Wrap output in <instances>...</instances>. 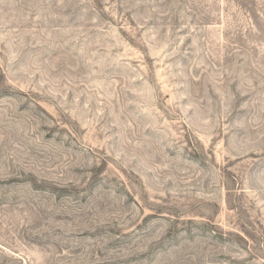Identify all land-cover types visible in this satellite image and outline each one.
I'll return each instance as SVG.
<instances>
[{
  "label": "rangeland",
  "instance_id": "374dc122",
  "mask_svg": "<svg viewBox=\"0 0 264 264\" xmlns=\"http://www.w3.org/2000/svg\"><path fill=\"white\" fill-rule=\"evenodd\" d=\"M0 264H264V0H0Z\"/></svg>",
  "mask_w": 264,
  "mask_h": 264
}]
</instances>
